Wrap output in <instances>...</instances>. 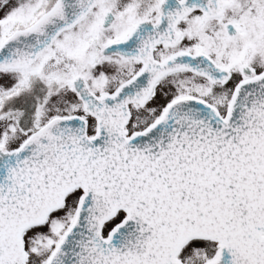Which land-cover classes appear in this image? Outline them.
Returning a JSON list of instances; mask_svg holds the SVG:
<instances>
[{"label": "snow or ice", "instance_id": "obj_1", "mask_svg": "<svg viewBox=\"0 0 264 264\" xmlns=\"http://www.w3.org/2000/svg\"><path fill=\"white\" fill-rule=\"evenodd\" d=\"M0 264H264V0H0Z\"/></svg>", "mask_w": 264, "mask_h": 264}]
</instances>
